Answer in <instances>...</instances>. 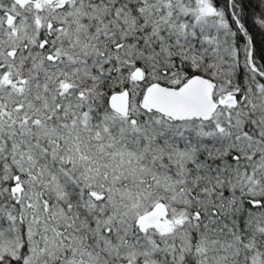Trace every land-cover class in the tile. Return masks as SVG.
Here are the masks:
<instances>
[{
	"label": "snow or ice",
	"instance_id": "snow-or-ice-1",
	"mask_svg": "<svg viewBox=\"0 0 264 264\" xmlns=\"http://www.w3.org/2000/svg\"><path fill=\"white\" fill-rule=\"evenodd\" d=\"M0 264H264V0H0Z\"/></svg>",
	"mask_w": 264,
	"mask_h": 264
}]
</instances>
